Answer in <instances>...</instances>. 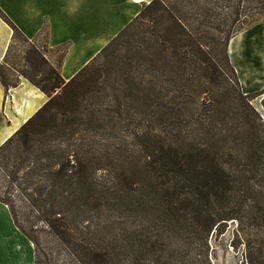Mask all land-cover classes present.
Here are the masks:
<instances>
[{
  "label": "trees",
  "instance_id": "16d2710c",
  "mask_svg": "<svg viewBox=\"0 0 264 264\" xmlns=\"http://www.w3.org/2000/svg\"><path fill=\"white\" fill-rule=\"evenodd\" d=\"M0 19L5 92L46 97L0 146V204L35 264H209L228 223L264 264V91L244 95L228 54L264 0H150L68 82Z\"/></svg>",
  "mask_w": 264,
  "mask_h": 264
},
{
  "label": "crops",
  "instance_id": "0c3cea01",
  "mask_svg": "<svg viewBox=\"0 0 264 264\" xmlns=\"http://www.w3.org/2000/svg\"><path fill=\"white\" fill-rule=\"evenodd\" d=\"M143 7L132 0H0V9L28 40L42 39L51 49L66 47L61 67L66 82L132 23ZM11 39L12 30L0 19V62ZM228 54L244 95L263 92L264 19L237 34L229 44ZM23 87L18 97L25 103L18 110L20 122L17 127L14 122L11 134L1 141L7 131L4 133L0 146L46 102L41 103L44 95L37 88L31 89L25 83ZM16 89L10 91L14 97L19 95ZM5 95L0 83V106ZM0 264H35L33 244L18 230L3 204H0Z\"/></svg>",
  "mask_w": 264,
  "mask_h": 264
},
{
  "label": "rangeland",
  "instance_id": "374dc122",
  "mask_svg": "<svg viewBox=\"0 0 264 264\" xmlns=\"http://www.w3.org/2000/svg\"><path fill=\"white\" fill-rule=\"evenodd\" d=\"M37 44V46L40 48V51L45 55L46 59L50 62L51 65H53L56 69H59V72L61 74V67L63 64V61L65 59L66 54V47H61L59 49H51L47 43L42 39H37L33 41ZM16 50H19L23 48L19 41L16 43ZM19 56L22 57L23 55L20 54L19 51L13 52L11 59L13 62L15 61L14 57ZM20 60V59H19ZM24 66V63L21 62V67ZM75 68L74 64L71 65ZM62 75V74H61ZM1 83V82H0ZM23 83H25L27 86H30L31 89H34V86L31 85L27 80L21 79L20 84L17 87L19 90V95L14 97V95L10 92V89L8 92H5V98L3 105L0 106V139L6 132L4 138L1 140L3 141L8 135H10L13 129V125L15 122L16 124L20 122L18 114V110L20 109L21 104L23 101L20 97L23 87ZM21 90V91H20ZM261 97L255 98L252 101L253 107L258 111L262 118L264 119V100H261ZM20 101H18V100ZM17 100V101H16ZM46 101V97H42L41 103H44ZM201 99L200 97L195 100L194 105L191 107V112H197L199 110ZM14 126V127H15ZM246 254L244 252V247L242 244L241 236L237 233V226L233 223H228L225 227V232L222 235L215 234L210 237L209 240V252H208V260L209 264H247V261L245 259ZM62 264V263H60ZM208 264V263H207Z\"/></svg>",
  "mask_w": 264,
  "mask_h": 264
},
{
  "label": "built area",
  "instance_id": "2783aa9c",
  "mask_svg": "<svg viewBox=\"0 0 264 264\" xmlns=\"http://www.w3.org/2000/svg\"><path fill=\"white\" fill-rule=\"evenodd\" d=\"M134 3L147 6L150 3V0H132ZM261 100H264V96H262Z\"/></svg>",
  "mask_w": 264,
  "mask_h": 264
},
{
  "label": "water",
  "instance_id": "95a60500",
  "mask_svg": "<svg viewBox=\"0 0 264 264\" xmlns=\"http://www.w3.org/2000/svg\"><path fill=\"white\" fill-rule=\"evenodd\" d=\"M8 139H9V138H7L6 140H8ZM6 140H5V141H6Z\"/></svg>",
  "mask_w": 264,
  "mask_h": 264
}]
</instances>
